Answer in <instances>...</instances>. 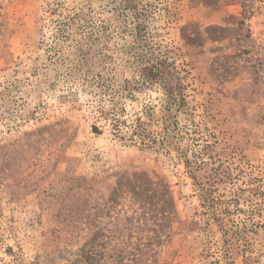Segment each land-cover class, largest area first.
<instances>
[{
  "label": "rangeland",
  "instance_id": "rangeland-1",
  "mask_svg": "<svg viewBox=\"0 0 264 264\" xmlns=\"http://www.w3.org/2000/svg\"><path fill=\"white\" fill-rule=\"evenodd\" d=\"M0 264H264V0H0Z\"/></svg>",
  "mask_w": 264,
  "mask_h": 264
},
{
  "label": "trees",
  "instance_id": "trees-1",
  "mask_svg": "<svg viewBox=\"0 0 264 264\" xmlns=\"http://www.w3.org/2000/svg\"><path fill=\"white\" fill-rule=\"evenodd\" d=\"M164 63V62H163ZM145 70H147V76H148V79L151 80V82H160L161 85L164 84V88L166 89V92H167V98H168V103L170 104L169 107H181L184 104L185 102V99L183 98L182 96V91H179L181 93H177L173 90L172 86L168 87L167 84H168V81L167 79L163 76L162 72L159 71V69L156 67V66H152V67H147ZM178 87H181V85H178ZM112 119H114V122L112 123L118 131L121 130V127L120 125L122 123H125L126 124V121H122L121 119H116V117H112ZM96 131H98V127L95 126L94 127ZM139 134V135H142L144 136L145 134L141 131H139V124L138 123H135L134 125V130H133V134ZM165 136H167V134H165Z\"/></svg>",
  "mask_w": 264,
  "mask_h": 264
}]
</instances>
